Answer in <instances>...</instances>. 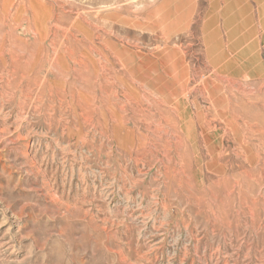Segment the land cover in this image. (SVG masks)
I'll return each mask as SVG.
<instances>
[{
    "label": "rangeland",
    "instance_id": "374dc122",
    "mask_svg": "<svg viewBox=\"0 0 264 264\" xmlns=\"http://www.w3.org/2000/svg\"><path fill=\"white\" fill-rule=\"evenodd\" d=\"M0 264H264V0H0Z\"/></svg>",
    "mask_w": 264,
    "mask_h": 264
}]
</instances>
